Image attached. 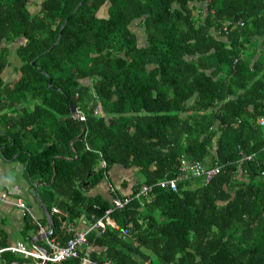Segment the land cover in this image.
<instances>
[{"label": "trees", "instance_id": "1", "mask_svg": "<svg viewBox=\"0 0 264 264\" xmlns=\"http://www.w3.org/2000/svg\"><path fill=\"white\" fill-rule=\"evenodd\" d=\"M81 1L0 0V133L36 141L27 168L44 177L50 237L66 244L67 226L85 229L129 194L81 254L264 264V0ZM182 157L220 171L207 183L180 178ZM114 166L136 178L121 183L128 193ZM102 181L109 198L90 193Z\"/></svg>", "mask_w": 264, "mask_h": 264}, {"label": "crops", "instance_id": "2", "mask_svg": "<svg viewBox=\"0 0 264 264\" xmlns=\"http://www.w3.org/2000/svg\"><path fill=\"white\" fill-rule=\"evenodd\" d=\"M11 67L7 69L12 70ZM10 74L12 75V72ZM6 130L10 131L9 128ZM3 131L0 133V195L5 193L6 200L0 199V253L4 248L17 243H21L29 250L43 253L46 251L45 249H48V246L46 236L41 232V228L46 233L51 226L50 212L40 195L45 182L44 177L28 172L27 155L29 153L25 149V147H31L36 141L31 139L34 141L31 142V140L26 139L25 134H21L22 138H25L24 143L15 144L14 140L4 135ZM6 133L15 135L11 131ZM19 146L23 147L21 153L19 152ZM109 176L117 186L116 188L126 193H128L127 188L121 189V183L127 181L128 187H131L136 179L130 170L123 169L120 166H114L110 170ZM38 183L40 184L37 185ZM34 185L38 186L36 193L34 192ZM108 185L109 183L102 181L97 187L91 189L90 193L101 194V196L109 198L111 194ZM17 198L22 199L27 204L28 211L26 213H23L20 208L13 204ZM39 200L41 203H39ZM40 204L47 211H44ZM28 217L31 222L26 225V218ZM78 227H81V223ZM52 238L55 239V237ZM13 256L14 260L9 261L12 264H41L38 259L31 256H22L21 253H13Z\"/></svg>", "mask_w": 264, "mask_h": 264}, {"label": "built area", "instance_id": "3", "mask_svg": "<svg viewBox=\"0 0 264 264\" xmlns=\"http://www.w3.org/2000/svg\"><path fill=\"white\" fill-rule=\"evenodd\" d=\"M243 24V22H240ZM227 25H223L222 29L226 30ZM94 112L97 113V109H94ZM77 117H79L80 120L84 119V114L79 112L77 113ZM257 123L259 125L264 126V116H258ZM252 155L247 156V159H251ZM220 171V168L218 165H209L206 164L200 160H196L193 158H187L182 157L179 163V173L178 177L180 178H192V179H199L202 180L204 183L209 182L218 172ZM264 174V172H263ZM161 186H167L171 188L172 190L176 189V179H167L160 181ZM148 188L146 185L140 186V192L147 194ZM131 196L127 194L124 197H115L112 198L111 203L112 207L111 209L107 210L104 217L98 219L96 222L90 224L88 227L82 230H73V227L71 225L67 226V231H72L73 235L70 237L66 244L59 245L54 238L50 236H46L47 246H48V253L45 252H37L33 250H29L21 243H17L16 245L9 246L7 250H10L12 252L21 253L24 256H31L33 258H36L40 261V263L43 262H51V263H59L62 260L68 259V258H78V264H99L96 260L91 259L90 257L81 254L84 248L87 246V239L86 234L91 229H97L98 227H101L104 229L105 222L109 223V217L108 214L112 209H117L123 207L129 200ZM1 200H6V194L2 193L0 195ZM13 204H15L16 207L20 208L23 213H26L28 211L27 204L22 199H16ZM56 208H53L52 212H55ZM113 224V223H112ZM41 232L45 234V231L43 228H41ZM100 264H109L108 261H104Z\"/></svg>", "mask_w": 264, "mask_h": 264}, {"label": "water", "instance_id": "4", "mask_svg": "<svg viewBox=\"0 0 264 264\" xmlns=\"http://www.w3.org/2000/svg\"><path fill=\"white\" fill-rule=\"evenodd\" d=\"M83 1V0H82ZM81 1V2H82ZM80 2V3H81ZM60 34V33H59ZM70 111L73 113V115H75L76 114V109H75V106H74V104L73 103H71L70 102ZM40 183H38L37 185H39ZM37 185H34V192L36 193L37 192ZM39 203H41L40 202V200H39ZM41 205V207H42V209L44 210V211H47L43 206H42V204H40ZM47 214H48V212H47ZM50 217V216H49ZM52 230H53V228H52V225L50 226V230L48 231V232H46L45 234H43L44 236H50L51 235V233H52ZM45 253H48L47 251H45ZM8 264H12V262H9ZM41 264H47V262L45 261V262H43V263H41Z\"/></svg>", "mask_w": 264, "mask_h": 264}, {"label": "rangeland", "instance_id": "5", "mask_svg": "<svg viewBox=\"0 0 264 264\" xmlns=\"http://www.w3.org/2000/svg\"><path fill=\"white\" fill-rule=\"evenodd\" d=\"M36 6H33V9L35 10L36 9ZM10 77V71L8 70L6 73H5V78H9ZM46 251H48V249H45ZM50 264H54V263H50Z\"/></svg>", "mask_w": 264, "mask_h": 264}, {"label": "clouds", "instance_id": "6", "mask_svg": "<svg viewBox=\"0 0 264 264\" xmlns=\"http://www.w3.org/2000/svg\"><path fill=\"white\" fill-rule=\"evenodd\" d=\"M229 22H231V21H229Z\"/></svg>", "mask_w": 264, "mask_h": 264}]
</instances>
